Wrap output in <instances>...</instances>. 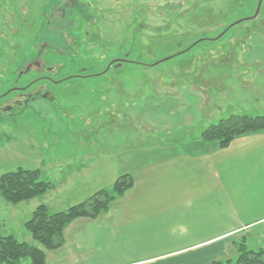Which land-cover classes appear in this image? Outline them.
Instances as JSON below:
<instances>
[{"label":"rangeland","instance_id":"obj_1","mask_svg":"<svg viewBox=\"0 0 264 264\" xmlns=\"http://www.w3.org/2000/svg\"><path fill=\"white\" fill-rule=\"evenodd\" d=\"M249 75H264V0H0V175L52 180L149 139L143 117L201 128L264 89ZM22 203L0 196V234L21 242ZM253 232L248 246H262L264 224Z\"/></svg>","mask_w":264,"mask_h":264},{"label":"crops","instance_id":"obj_2","mask_svg":"<svg viewBox=\"0 0 264 264\" xmlns=\"http://www.w3.org/2000/svg\"><path fill=\"white\" fill-rule=\"evenodd\" d=\"M249 86L264 87V75H249ZM233 102L238 110L229 115L263 114L264 89ZM209 116L198 129L199 122L186 120L163 129L143 117L139 131L153 126L149 139L138 136L121 144V152L86 154L68 170H55L54 179L46 180L53 189L22 203L26 220L38 205L63 211L108 189L122 174L132 177L133 186L105 214L69 224L63 246L45 252V264H212L235 258L234 242L251 240L253 228L264 224V133L236 138L224 149L207 147L200 133L217 121ZM21 238L32 242L26 233Z\"/></svg>","mask_w":264,"mask_h":264},{"label":"trees","instance_id":"obj_3","mask_svg":"<svg viewBox=\"0 0 264 264\" xmlns=\"http://www.w3.org/2000/svg\"><path fill=\"white\" fill-rule=\"evenodd\" d=\"M256 133H264V113L259 115L231 114L209 124L200 133V142L209 147L226 148L234 139ZM130 175H119L108 189H102L87 199L63 211L51 212L47 206L38 205L29 219L23 223L26 232L38 245L21 242L12 235L0 234V264H45V252L54 251L64 243L65 227L77 218L94 220L105 214L110 204L132 188ZM53 184L40 180V170L15 171L0 175V196L6 203L18 204L39 198ZM261 246L250 248L245 238L234 242L236 256L233 259L212 264H264V232Z\"/></svg>","mask_w":264,"mask_h":264}]
</instances>
